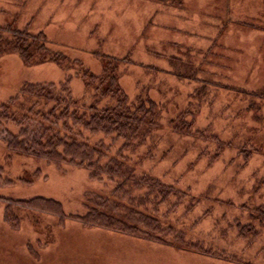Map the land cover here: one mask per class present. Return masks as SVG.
Instances as JSON below:
<instances>
[{"label": "rangeland", "instance_id": "obj_1", "mask_svg": "<svg viewBox=\"0 0 264 264\" xmlns=\"http://www.w3.org/2000/svg\"><path fill=\"white\" fill-rule=\"evenodd\" d=\"M0 26L43 33L48 48L69 58L28 66L17 53L1 55L0 104L26 83L69 77L71 96L89 105L81 73L100 74L104 55L128 57L118 85L130 102L157 105L159 127L123 153L136 175L180 191L156 211L174 227L162 237L193 239L239 262L221 264H264V0H0ZM115 184L71 164L11 155L0 139L1 196L49 198L66 215H82ZM5 208L0 199V264H174L168 251L182 264L215 263L75 222L47 227L27 212L14 224Z\"/></svg>", "mask_w": 264, "mask_h": 264}, {"label": "trees", "instance_id": "obj_2", "mask_svg": "<svg viewBox=\"0 0 264 264\" xmlns=\"http://www.w3.org/2000/svg\"><path fill=\"white\" fill-rule=\"evenodd\" d=\"M1 31L12 37L8 40L0 35V56L17 53L28 66L46 61L57 64L69 61L66 55L46 46L48 41L43 33L32 34L26 29L10 26H0ZM103 58L107 61L103 62L100 74L81 73L85 88L90 91L92 102L89 105L80 104L71 96L69 77L59 83L24 84L17 95L0 104V127L5 132V137L0 139L11 155L34 157L57 167L71 164L85 168L90 170L93 178L100 179L106 175L114 180V188L82 215H66L61 205L49 198L15 200L0 195L5 202V211L11 216L9 218L13 217L15 224L20 219L19 211L22 214L27 212L34 221L40 223L46 220L47 227L56 228L60 224L75 222L83 227L111 232L113 236H127L198 253L208 259L214 258L213 264H221L219 260L239 263L233 261L230 255L221 256V252L216 254L201 249L206 248L202 242L192 239L178 243L162 237L168 232L164 231V227L172 229L173 225L169 221L163 223L156 211L170 195H178L180 191L148 174L136 175L134 166L127 163V156L123 153L126 149L136 150L147 135L159 127V109L150 98L137 97L140 101L130 102L118 85V65L127 60L131 62L128 57L104 55ZM104 99H107L105 103ZM8 124L18 127V130L13 132ZM84 132L89 136L101 135L102 138L91 142ZM105 138H108L109 144L104 143ZM118 139L123 140L122 145L112 154V146ZM140 190L144 192L138 194ZM50 205L56 208L48 209ZM48 214L57 215L59 220L47 219ZM183 231L180 228L177 233L183 234Z\"/></svg>", "mask_w": 264, "mask_h": 264}, {"label": "bare ground", "instance_id": "obj_3", "mask_svg": "<svg viewBox=\"0 0 264 264\" xmlns=\"http://www.w3.org/2000/svg\"><path fill=\"white\" fill-rule=\"evenodd\" d=\"M137 246V245H136ZM149 251V250H148ZM150 252V251H149ZM168 257L173 261L174 264H182L181 262H178V259L173 255L172 252L168 251ZM177 259V260H176Z\"/></svg>", "mask_w": 264, "mask_h": 264}, {"label": "crops", "instance_id": "obj_4", "mask_svg": "<svg viewBox=\"0 0 264 264\" xmlns=\"http://www.w3.org/2000/svg\"><path fill=\"white\" fill-rule=\"evenodd\" d=\"M165 50V49H164ZM112 56H114V55H112ZM129 56V55H128ZM118 57V56H117ZM123 57V56H122ZM155 61V60H154ZM166 64H168V62L166 61ZM180 74V73H179Z\"/></svg>", "mask_w": 264, "mask_h": 264}]
</instances>
